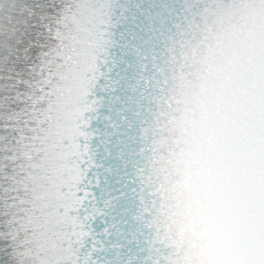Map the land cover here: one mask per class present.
Instances as JSON below:
<instances>
[{"label": "snow or ice", "instance_id": "1", "mask_svg": "<svg viewBox=\"0 0 264 264\" xmlns=\"http://www.w3.org/2000/svg\"><path fill=\"white\" fill-rule=\"evenodd\" d=\"M0 264H264V0H0Z\"/></svg>", "mask_w": 264, "mask_h": 264}]
</instances>
